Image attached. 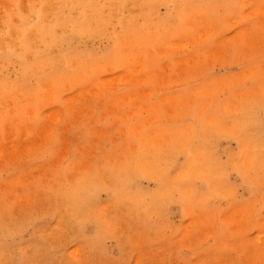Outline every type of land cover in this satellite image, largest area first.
<instances>
[{
  "label": "rangeland",
  "instance_id": "rangeland-1",
  "mask_svg": "<svg viewBox=\"0 0 264 264\" xmlns=\"http://www.w3.org/2000/svg\"><path fill=\"white\" fill-rule=\"evenodd\" d=\"M0 264H264V0H0Z\"/></svg>",
  "mask_w": 264,
  "mask_h": 264
},
{
  "label": "bare ground",
  "instance_id": "bare-ground-1",
  "mask_svg": "<svg viewBox=\"0 0 264 264\" xmlns=\"http://www.w3.org/2000/svg\"><path fill=\"white\" fill-rule=\"evenodd\" d=\"M48 123V122H47Z\"/></svg>",
  "mask_w": 264,
  "mask_h": 264
}]
</instances>
